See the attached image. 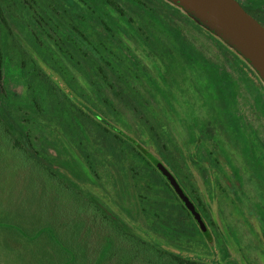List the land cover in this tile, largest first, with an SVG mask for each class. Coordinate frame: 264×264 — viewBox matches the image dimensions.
Wrapping results in <instances>:
<instances>
[{
    "label": "rangeland",
    "instance_id": "rangeland-1",
    "mask_svg": "<svg viewBox=\"0 0 264 264\" xmlns=\"http://www.w3.org/2000/svg\"><path fill=\"white\" fill-rule=\"evenodd\" d=\"M113 1L132 24L130 27L126 23L120 25V33L116 34L118 45L104 40L105 50L112 56L109 65L89 54L74 55L69 44L64 42V38L69 41L70 38L61 26H56L55 30L51 24L42 22L44 29L33 28L29 18L37 14L43 19V7L49 5V0H0L6 21L4 23L0 18L2 57L8 55L6 57L13 64L23 61L28 66L32 60L26 53L23 40L33 36L59 74L108 121L122 127L137 140L141 138L138 128L147 130L149 137L158 145V152L166 156L192 196L194 179L199 180V177L190 152L200 153L202 157H232L234 165L242 171L243 191L232 193L221 188L218 202H226L231 207L240 205L243 215L255 207L254 203L264 202V89L260 80L248 70L233 49L188 14L189 17L160 0H141L148 11H154L157 19L154 20L129 0ZM238 1L248 5L247 10L264 25V0ZM60 20L63 25L71 26V20L63 12ZM89 25L91 35L99 41L102 29L94 22ZM173 30H178L219 72L212 74L215 71L209 65L184 62L171 34ZM68 53L73 58H67ZM20 74L8 72L6 88L13 95V104H16V97L17 104L25 102L27 97L32 100L34 106L20 105L16 113L27 118L23 124L40 153L47 155L40 145L45 139L53 143L58 140L47 122L64 130L63 126L67 125V142L81 158L83 167L73 156L65 158L69 160L71 169L82 174L81 184L85 188L102 196L101 185L113 201L117 200L128 208H133L139 200H148L145 186L148 175L135 164L131 148L116 140L112 134H106L95 121L76 109L42 70L36 71L27 88H24ZM74 116L79 117L84 134L79 132ZM202 135V142L196 145L190 142L192 138L200 140ZM21 157L25 156L15 148L13 138L0 123L2 213L12 210L8 200L13 199V205L18 206L19 196L24 195L23 190L29 187L28 180L35 174L30 166H25ZM256 157L263 159L262 167L256 165ZM225 169L230 175L229 168ZM36 181L43 189L40 181ZM201 186H204L203 181ZM48 190L53 192L51 187ZM203 192L204 202L209 207L210 197L205 188ZM57 194L55 190L56 199ZM55 203L58 206L60 201ZM88 216L92 217L91 213ZM78 218L71 213L65 220L68 223L71 220L72 227L76 229V226H83L81 221L75 223ZM83 234L81 236L85 238ZM73 236L70 233L69 238ZM184 247L194 258L203 251V262L212 263L205 245L186 243ZM149 257L154 256L150 254ZM163 264L171 263L165 260Z\"/></svg>",
    "mask_w": 264,
    "mask_h": 264
},
{
    "label": "trees",
    "instance_id": "trees-1",
    "mask_svg": "<svg viewBox=\"0 0 264 264\" xmlns=\"http://www.w3.org/2000/svg\"><path fill=\"white\" fill-rule=\"evenodd\" d=\"M129 1L146 16L157 20L154 11H148V7L141 0ZM160 1L189 17L188 12L177 3L170 0ZM43 9V19L37 14H30L29 21L34 29H44L42 22L49 26L51 24L55 30L56 26H61L70 38V41L64 38V42L69 44L74 55L89 54L94 59L105 61L107 65L112 56L110 52H106L104 40L118 45L116 34L120 33V25L126 23L130 27L132 24L113 0H49V5ZM62 12L71 20V26L61 22ZM4 14L1 7L0 18L6 23ZM90 22L102 29L99 41L89 31ZM171 34L179 46V54L184 62L199 66L209 65L215 71L212 74L219 72L178 30H173ZM23 42L26 53L32 60L28 66L23 61L13 64L6 57L8 55L2 57L0 51V123L9 137L13 138L15 148L25 156L21 157L22 162L26 167L30 166L35 174L28 180L29 187L23 190L24 195L19 196L18 206L13 205L12 199L7 202L11 205V211L2 213L0 210V250H3L0 251V264H163L165 260L171 264H207L203 262V251L198 252L194 258L187 253L184 246L186 243H193L205 245L208 249V231L199 230L191 213L162 175L158 163L179 178L166 156L158 152L159 147L149 137L147 130L138 128L140 140L130 137L122 127L108 121L98 112L84 95L75 92L72 84L59 74L33 36H28ZM60 49L64 51L61 46ZM235 54L243 59L237 52ZM66 56L73 58L72 55L69 57V53ZM243 61L248 70L260 80L264 89L260 76L244 59ZM37 70H42L75 108L95 121L106 134H112L116 140L131 148L135 164L148 175L145 185L148 190L147 201L139 200L133 208H128L117 200L113 201L101 185L99 187L105 194L102 193V196L85 188L81 184L82 174L71 169L69 160L65 158L68 155L73 156L78 165L83 167L81 158L76 156L67 142V125L63 126L64 130L52 122H47L48 128L54 130L58 136L57 143L47 139L41 142L46 156L35 148L23 124L27 118L16 113L20 105H34L25 93V102L17 104L16 97V104L12 103L13 95L6 88V75L8 72L21 73L22 84L27 88ZM22 97L23 94L20 98ZM74 121L79 132L84 134L79 117L74 116ZM203 140L204 136H201L200 140L192 138L190 142L196 145ZM190 157H196V154L190 152ZM36 179L40 181L43 189L38 187ZM49 187L53 192L48 190ZM55 190L59 195L58 199L56 195L54 198ZM190 197L192 198L191 194ZM56 200L60 201L58 206H55ZM71 213L79 217L75 223L81 221L83 226H76L74 229L71 220L70 223L66 222L65 218ZM90 213L92 217L88 216ZM83 216L89 221L86 222ZM61 218L63 219L60 220ZM78 232L85 238L81 234L79 236ZM70 233L74 234L73 238H69ZM177 243L181 245L178 246ZM150 254L154 257L150 258Z\"/></svg>",
    "mask_w": 264,
    "mask_h": 264
},
{
    "label": "flooded vegetation",
    "instance_id": "flooded-vegetation-1",
    "mask_svg": "<svg viewBox=\"0 0 264 264\" xmlns=\"http://www.w3.org/2000/svg\"><path fill=\"white\" fill-rule=\"evenodd\" d=\"M238 2L247 13L255 18L247 10L248 5ZM258 21L263 25L260 20ZM263 159L256 157V165L262 167ZM193 160L199 177V180L195 178L193 182L192 191L194 196L190 197L191 192L186 188L180 177L178 182L184 188L207 225L209 247L207 254L208 258L210 257L211 264H264V202L254 203L255 207L244 215L240 205L237 204L231 207L226 202L224 204L218 202L221 188H225L232 193L243 191L242 171L234 165L232 157H202L199 153V155L196 154V157H193ZM225 167L229 168L230 175H227ZM256 177L258 178L257 175ZM202 181L204 183L203 187L201 186ZM204 188L210 197L211 204L209 207L202 196ZM226 199L225 197V201ZM236 199L242 202L239 196H236ZM193 220L199 230L202 231L199 223L194 218Z\"/></svg>",
    "mask_w": 264,
    "mask_h": 264
},
{
    "label": "water",
    "instance_id": "water-1",
    "mask_svg": "<svg viewBox=\"0 0 264 264\" xmlns=\"http://www.w3.org/2000/svg\"><path fill=\"white\" fill-rule=\"evenodd\" d=\"M188 12L199 25L237 52L264 82V26L253 18L237 0H170ZM162 175L192 217L207 232L200 212L179 184L175 175L158 163Z\"/></svg>",
    "mask_w": 264,
    "mask_h": 264
}]
</instances>
